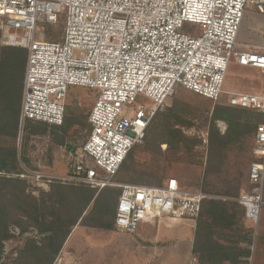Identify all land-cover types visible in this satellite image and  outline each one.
<instances>
[{
	"label": "built area",
	"instance_id": "obj_1",
	"mask_svg": "<svg viewBox=\"0 0 264 264\" xmlns=\"http://www.w3.org/2000/svg\"><path fill=\"white\" fill-rule=\"evenodd\" d=\"M250 6L264 15V0H0L2 44L28 51L21 127L28 121L60 126L70 86L98 90L90 132L80 151L71 153V171L56 175L25 168L21 176L99 191L120 187L118 232L135 234L143 222L162 216L196 224L203 201L212 195L190 189L176 177L161 185L116 183L114 177L128 153L145 142L153 118L179 86L220 99ZM185 22L198 24V31L183 32ZM42 23H63L62 39L44 38ZM240 59L264 71V50L242 51ZM227 93L228 105L264 115V90ZM139 97L151 102L141 100L132 113H124V106ZM253 155V190L243 191L237 200L258 229L264 208V121L256 126ZM188 264L198 263L190 257ZM248 264H254L253 256Z\"/></svg>",
	"mask_w": 264,
	"mask_h": 264
},
{
	"label": "rangeland",
	"instance_id": "obj_2",
	"mask_svg": "<svg viewBox=\"0 0 264 264\" xmlns=\"http://www.w3.org/2000/svg\"><path fill=\"white\" fill-rule=\"evenodd\" d=\"M263 16L253 7H247L244 19L238 32V45L235 46L223 83L224 93L220 99L213 101L197 94L183 86H179L176 92L159 110H165L172 106L177 99L187 101L191 106L198 109L196 117H191V125H181L179 129L189 140L191 150L181 144L178 149L170 150L164 141L166 138L164 124L159 123L157 128L147 132L144 143L137 145L132 150V158L126 159L130 168L145 171L119 172L115 175L116 183L131 182L139 184L161 185L169 177L178 178L182 184L190 189L203 190L202 183H206L211 193L217 192L218 183L225 180L227 174L231 178L243 174V191H252L253 185L249 180V171L256 161L252 154L254 138L250 140L249 146L237 143L227 148L226 164L221 171L206 177V168L210 156L209 128L211 125L212 111L217 104H228L227 91H244L250 93H261L264 90V71L260 68L243 63L240 52L253 50V44L264 43V37L260 33L259 26ZM43 37L49 40H61L63 37V23L58 25L41 24ZM199 25L193 22H185L183 32H196ZM2 39V35H1ZM0 39V40H1ZM2 44V42H1ZM3 45V44H2ZM98 90L83 86H70L67 96L68 111L66 117L75 119L77 124L65 126H49L46 133H32L23 126L19 129L16 140L9 137H0V144L7 143L16 145L18 152L26 154L30 163L22 165L20 173L7 174L24 179L29 184L32 193L41 197L51 190L54 184L83 185L74 183H63L60 181L43 183L34 177L25 174L27 168L30 171L51 173L56 175L68 174L71 171V153L79 152L83 147L91 129L89 115L97 99ZM141 100L151 102L148 98L139 97L130 106H124L123 111L132 113ZM133 108V109H132ZM37 123V122H32ZM216 126L224 134L227 123L222 120L216 122ZM31 130V129H30ZM64 137L63 143L57 139ZM18 153V154H19ZM205 181V182H204ZM120 189L118 186H111ZM99 191V190H98ZM212 195L211 198H222L223 196ZM209 199V198H208ZM90 208V207H89ZM80 222V220H79ZM79 222L73 227L67 238L65 251L73 249L70 253L62 250L54 264H188L192 253L196 224L193 221L183 223L174 221L166 216L157 217L154 223L145 221L139 227L137 233L129 234L94 228L81 225ZM254 229V243L252 255L254 264H264V208L258 229L251 223ZM10 237L3 241L0 255V264H16L21 250L26 246L28 240L40 242L44 236L39 230L30 226L23 230L17 224H10ZM66 256V257H65Z\"/></svg>",
	"mask_w": 264,
	"mask_h": 264
},
{
	"label": "trees",
	"instance_id": "obj_3",
	"mask_svg": "<svg viewBox=\"0 0 264 264\" xmlns=\"http://www.w3.org/2000/svg\"><path fill=\"white\" fill-rule=\"evenodd\" d=\"M1 39V32H0ZM28 51L23 47L2 45L0 40V137L16 140L20 129V113L23 97ZM66 106V115L68 111ZM198 109L183 99H177L172 106L159 110L147 132L164 124L165 142L170 150L181 144L191 150L189 140L179 127L191 125ZM64 119L63 127L78 123L75 119ZM218 120L227 123V130L221 134L216 126ZM264 121V115L253 109H243L228 104H217L212 111L209 128L210 156L206 177L221 171L226 164L227 148L237 143L249 146L255 138L256 126ZM191 122V123H190ZM61 125V127H62ZM51 125L28 121L24 128L32 133H46ZM58 128L57 125H53ZM31 129V130H30ZM147 136V133H146ZM64 142V137L57 139ZM134 149V148H133ZM132 149V150H133ZM132 150L126 159L132 158ZM253 152V147H252ZM16 145L0 144V255L3 241L10 237V224H17L23 230L36 227L42 237L40 242L28 240L21 250L16 264H54L73 227L79 222L94 228L115 229L116 204L121 189L111 186L98 191L86 185L54 184L51 190L40 198L29 189L26 180L7 174L20 173L22 165L29 164L26 154L19 153ZM253 154V153H252ZM124 160L119 172H135ZM243 174L218 183V191L211 193L206 183L203 191L225 197L207 198L197 218L192 253L199 264H248L252 255L254 229L247 218L245 207L237 200L244 187ZM126 182V181H125ZM205 182V181H204ZM90 207V208H89ZM87 210L83 216L84 211Z\"/></svg>",
	"mask_w": 264,
	"mask_h": 264
},
{
	"label": "crops",
	"instance_id": "obj_4",
	"mask_svg": "<svg viewBox=\"0 0 264 264\" xmlns=\"http://www.w3.org/2000/svg\"><path fill=\"white\" fill-rule=\"evenodd\" d=\"M259 16L262 18V21H261L260 26H259L260 33L262 34V29H263V25H264V17L261 16V15H259ZM251 44H253L255 46V47H253V50H258V51L264 50L263 49L264 43L257 42V44H254V43H251ZM62 251L65 252V253H70L71 251H73V249H68V250L65 251V246H64V249Z\"/></svg>",
	"mask_w": 264,
	"mask_h": 264
},
{
	"label": "water",
	"instance_id": "obj_5",
	"mask_svg": "<svg viewBox=\"0 0 264 264\" xmlns=\"http://www.w3.org/2000/svg\"><path fill=\"white\" fill-rule=\"evenodd\" d=\"M87 210L84 211L83 216L86 214Z\"/></svg>",
	"mask_w": 264,
	"mask_h": 264
}]
</instances>
